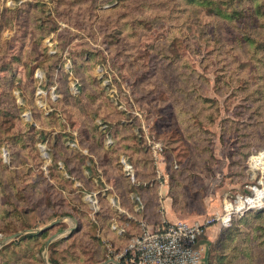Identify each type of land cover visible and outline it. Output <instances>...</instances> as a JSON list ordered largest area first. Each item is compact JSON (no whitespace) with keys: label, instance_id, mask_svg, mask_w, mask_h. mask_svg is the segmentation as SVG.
Returning <instances> with one entry per match:
<instances>
[{"label":"rangeland","instance_id":"rangeland-1","mask_svg":"<svg viewBox=\"0 0 264 264\" xmlns=\"http://www.w3.org/2000/svg\"><path fill=\"white\" fill-rule=\"evenodd\" d=\"M127 221L264 264V0H0V264H109Z\"/></svg>","mask_w":264,"mask_h":264},{"label":"built area","instance_id":"built-area-1","mask_svg":"<svg viewBox=\"0 0 264 264\" xmlns=\"http://www.w3.org/2000/svg\"><path fill=\"white\" fill-rule=\"evenodd\" d=\"M211 224L212 221L164 222L156 226L143 223L141 233L131 238L120 256L109 259V264H201L199 237Z\"/></svg>","mask_w":264,"mask_h":264},{"label":"crops","instance_id":"crops-1","mask_svg":"<svg viewBox=\"0 0 264 264\" xmlns=\"http://www.w3.org/2000/svg\"><path fill=\"white\" fill-rule=\"evenodd\" d=\"M166 205H167L166 207L169 208L170 205L168 204V202H166ZM135 220L138 221V218H135ZM127 224L129 226L131 223L127 222ZM113 227L115 228V226H113ZM121 230L119 231V233H121V234H123L124 232L127 233V229L124 228ZM215 231H216V226H208L207 229L205 230V232H206L205 237H203L199 240L198 247L201 249V255L202 256H205V252L208 251L209 243L212 241ZM113 258H117V256H109L108 260L109 259L113 260ZM203 261H205V260H203ZM201 264H202V261H201Z\"/></svg>","mask_w":264,"mask_h":264},{"label":"trees","instance_id":"trees-1","mask_svg":"<svg viewBox=\"0 0 264 264\" xmlns=\"http://www.w3.org/2000/svg\"><path fill=\"white\" fill-rule=\"evenodd\" d=\"M137 218H138V221H142V219H141L138 215H137ZM127 222L132 223L131 221H127ZM133 227H134V228H133ZM124 228L127 229V232H128V231H129V232L133 231L134 234H131V238H132L133 236L138 235V234L141 233V227H140L139 225H138V227H137L136 224H134V225L132 226V230H130V228L128 227V224L125 225ZM137 230H139V231L137 232ZM135 231H136V232H135ZM131 238H129V240H127V241L125 242L124 247H126V246L129 244Z\"/></svg>","mask_w":264,"mask_h":264},{"label":"bare ground","instance_id":"bare-ground-1","mask_svg":"<svg viewBox=\"0 0 264 264\" xmlns=\"http://www.w3.org/2000/svg\"><path fill=\"white\" fill-rule=\"evenodd\" d=\"M261 197H259V195H257L256 197L253 198H248L244 201L245 205H251V206H255L258 203L262 202V199H260Z\"/></svg>","mask_w":264,"mask_h":264},{"label":"water","instance_id":"water-1","mask_svg":"<svg viewBox=\"0 0 264 264\" xmlns=\"http://www.w3.org/2000/svg\"><path fill=\"white\" fill-rule=\"evenodd\" d=\"M31 231H33V230H31ZM22 234H23L22 232H18V233L14 234V235H12V236H10V237H8V238H5V239H4V242L7 243V242H9V241H11V240H13V239H15V238L21 236ZM54 238H55V236L52 237V238L48 241L47 244H49ZM110 262H111V261H110Z\"/></svg>","mask_w":264,"mask_h":264}]
</instances>
